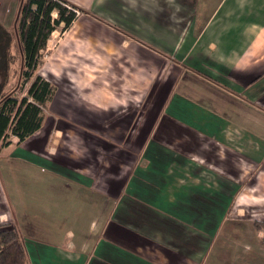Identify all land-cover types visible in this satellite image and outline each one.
Returning <instances> with one entry per match:
<instances>
[{"label":"crops","instance_id":"1","mask_svg":"<svg viewBox=\"0 0 264 264\" xmlns=\"http://www.w3.org/2000/svg\"><path fill=\"white\" fill-rule=\"evenodd\" d=\"M79 1L85 37L104 47L98 58L110 64L107 49H116L151 72L171 63L182 79L145 129H132L136 115H122L120 98L107 94L115 84L105 94L93 86L82 100L98 110L87 107L80 131L42 140L41 128L5 147L54 174L19 185L16 224L29 264H229L234 248L217 235L248 155L239 151L244 135L225 130V100L264 88V0ZM233 254L235 264H258Z\"/></svg>","mask_w":264,"mask_h":264},{"label":"rangeland","instance_id":"2","mask_svg":"<svg viewBox=\"0 0 264 264\" xmlns=\"http://www.w3.org/2000/svg\"><path fill=\"white\" fill-rule=\"evenodd\" d=\"M66 1L80 9L82 8L79 0ZM21 2L22 0H0V24L7 28L12 35L10 46L11 64L5 92H15L17 94V90L22 89L18 92V96L19 98L25 96L35 76H41L53 85L52 98L43 108L45 119L42 130L37 134L42 136V140H46L48 136H59L60 132L71 134L74 131H80L81 115L88 113L90 107L92 108L89 110L93 113L98 110L97 103L91 104L82 100L84 99L82 90L85 88L92 89L93 86H97L105 94L109 86L115 84V90H110L107 94L110 97L116 95L114 98L111 97L112 99L120 98L122 115H127L129 111L136 115L132 129L136 125L138 129H145L156 114L162 111L165 95L167 96L168 93L176 91L177 88H171L173 85L171 82L175 83L177 77H182V71L171 63L164 70L155 66L156 69L151 72L149 69L144 68V59L123 56L116 49L115 51L107 49V52L111 51L110 64L108 61L98 58L101 57L100 53L104 47L102 43L92 42L85 37V32L82 31L84 29L82 18L84 13L68 30L63 31V28H61L63 25L61 24L51 34L46 48L40 52L36 72L27 83L23 84V80L20 79V72L22 71L21 50L16 35ZM53 17H56V13L53 14ZM131 35L128 34L133 39ZM139 66H142V68L138 69ZM144 70H147L148 74H145ZM139 72L143 73L139 74ZM253 77L257 76L253 75L245 80L247 81ZM88 83H91L92 86H88ZM195 84H199V81ZM196 88L199 90L198 86ZM211 88L213 89L212 95H214V98L222 101L221 98L215 96L220 93L219 89L214 88L212 85ZM263 90V86L260 85L257 88L251 87L249 92L246 91L243 94V98L234 95L237 98L232 96L233 98L230 97L231 99L225 100L227 105L225 113L227 118L230 117L231 119L227 120L225 130L234 134V136L243 137L244 135L247 142L244 143L241 149L239 148V151L245 157L248 155L247 161L241 159L240 169L234 171V175H241L240 184L232 188L234 194L231 213H228L225 223L217 235L218 244H229L234 248L229 252L232 253V260L229 264H235L233 253H246L249 259L254 257L253 260H258L256 261L258 264H264V250L259 245H264ZM89 94L95 96L96 92ZM59 117L66 122V125H64V121L58 122L57 118ZM76 119L77 121H75ZM9 140L10 145H13V147L20 145L14 136H10ZM45 145H47L46 141ZM48 147L46 148L48 149ZM5 149V147L0 148V225H11L19 237L16 218L18 219L21 212L17 210L16 203L19 197L23 199V195L18 192L19 185L24 181L54 177V174L40 167H31L34 164L26 160L24 153L20 151L12 155V158L9 155L7 156L11 150ZM20 190L23 193V190H27V188L22 187ZM42 190H45V188H42ZM63 220L57 218L55 222L60 223ZM44 221L51 225V222L45 216H42L41 222ZM73 224L74 221L71 225ZM220 225L221 223H218V227ZM218 254H221V252H218ZM222 264H224V261Z\"/></svg>","mask_w":264,"mask_h":264},{"label":"trees","instance_id":"3","mask_svg":"<svg viewBox=\"0 0 264 264\" xmlns=\"http://www.w3.org/2000/svg\"><path fill=\"white\" fill-rule=\"evenodd\" d=\"M83 13L66 0H22L16 35L21 50L23 84L36 72L40 52L46 48L51 34L61 24L63 31L68 30ZM11 40L10 31L0 24V148L11 144L10 136L23 143L41 130L45 119L43 108L54 91L49 81L35 76L25 96H18L22 89H18L17 94L5 92L11 64ZM0 264H29L25 247L9 224L0 225Z\"/></svg>","mask_w":264,"mask_h":264}]
</instances>
